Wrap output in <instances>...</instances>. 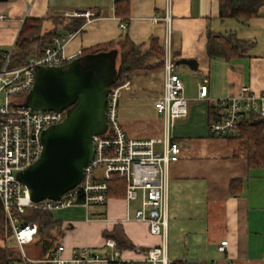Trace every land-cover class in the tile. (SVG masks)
I'll return each instance as SVG.
<instances>
[{
	"label": "crops",
	"instance_id": "0c3cea01",
	"mask_svg": "<svg viewBox=\"0 0 264 264\" xmlns=\"http://www.w3.org/2000/svg\"><path fill=\"white\" fill-rule=\"evenodd\" d=\"M168 2L0 0L1 51L15 50L28 20L38 25L32 38L76 33L65 47L67 57L113 43L110 52L118 53V65L123 52L138 48L135 59L139 68L119 102L121 124L134 140L164 139L165 122L155 104L163 95L167 41L176 64L180 60L196 63L195 67L177 64L189 113L176 120L169 132L170 139L180 145L181 154L169 170L165 235H153L148 222L134 220L138 201L128 204L125 198H111L105 206L52 213L60 225L59 243L65 247L57 256L71 259L73 250L88 248L107 258L117 252L123 264H146L147 251L164 245L171 263L264 264V168H251L244 158L235 157L227 140L210 133L211 112L218 100L238 96L244 87L256 94L264 92V6L245 24L221 18L220 0H171L168 35L164 19ZM76 23L81 24L79 28ZM124 23L126 29L121 28ZM211 35H233L249 45L231 59L213 56L209 44L218 51L220 46L215 38L211 42ZM153 40L163 48L160 60L151 50ZM31 46L38 47L36 42ZM159 62L162 65L155 67ZM202 85L208 86L206 99L199 97ZM162 147L157 145L159 151ZM0 213L4 217L1 205ZM4 221L0 248L16 244L14 234L8 237L5 217ZM107 240L116 242L115 249L106 246ZM223 241H228V246L220 252L218 246ZM27 245H32L31 252L25 255L37 264L40 246L33 242Z\"/></svg>",
	"mask_w": 264,
	"mask_h": 264
},
{
	"label": "built area",
	"instance_id": "2783aa9c",
	"mask_svg": "<svg viewBox=\"0 0 264 264\" xmlns=\"http://www.w3.org/2000/svg\"><path fill=\"white\" fill-rule=\"evenodd\" d=\"M89 17V13L86 14ZM165 21L170 35L171 0L168 2ZM159 19L154 18L157 22ZM126 29L127 25L121 24ZM76 36L68 33L55 36L45 48L44 54L32 57L24 66L10 64L11 52L4 67L0 70V205L9 224L15 243L26 261L23 247L34 241L38 225L34 222L23 224L22 216L26 209L57 212L73 207L90 209L105 206L110 200L111 185L120 180L126 185L125 200L128 204L136 201L140 206L134 212V220L148 222L153 235H165L166 197L169 184L170 166L179 160L181 147L169 137L176 120L187 117L188 100L184 95V82L177 72L176 60L171 43L164 47L163 72L164 89L160 100L155 104L157 113L165 122V136L162 140H134L125 132L119 118V102L122 92L130 82L111 87L106 105L107 132L93 138L94 157L84 169L80 184L62 195L60 200L31 201L27 187L18 179V174L37 162L43 151L42 136L48 128L62 123L67 111H41L23 107L27 95L36 81L37 67L57 68L82 56L65 55L66 45ZM208 86L200 87L199 97L208 98ZM2 98V99H1ZM221 110L219 120L210 124L213 136L237 134V124L244 113H252L264 118V92L253 93L244 87L240 95L218 100L215 104ZM162 144V150L157 145ZM128 219H131L129 217ZM106 246L115 249L116 242L107 240ZM228 241L218 246L225 252ZM59 246L57 253H63ZM56 255L47 262L52 264H89L108 262L123 264L115 252L111 258L94 254L88 248L73 250L71 259ZM34 262V261H32ZM146 264H172L167 257L166 247L151 248L146 253ZM187 264H200L190 261Z\"/></svg>",
	"mask_w": 264,
	"mask_h": 264
},
{
	"label": "water",
	"instance_id": "95a60500",
	"mask_svg": "<svg viewBox=\"0 0 264 264\" xmlns=\"http://www.w3.org/2000/svg\"><path fill=\"white\" fill-rule=\"evenodd\" d=\"M117 55L116 51L86 55L61 67L36 68L35 84L22 106L67 114L62 123L44 131L39 160L18 174L32 202L60 200L83 180L94 157L93 138L107 132L106 105L118 74ZM177 64L196 66L190 60Z\"/></svg>",
	"mask_w": 264,
	"mask_h": 264
},
{
	"label": "trees",
	"instance_id": "16d2710c",
	"mask_svg": "<svg viewBox=\"0 0 264 264\" xmlns=\"http://www.w3.org/2000/svg\"><path fill=\"white\" fill-rule=\"evenodd\" d=\"M264 6V0H220V16L221 18H231L247 24L249 20L258 16L259 9ZM36 22L28 20L22 30L21 36L17 42L14 51H1L0 50V70L4 67L7 57L11 54L10 64L12 66H24L28 63L30 51L29 47L33 42L37 43L35 55L33 57L39 58L44 52L45 48L52 42L51 34L38 36L32 38L33 30L38 25ZM77 28L79 24H75ZM219 42V51L209 44V51L214 56L215 54L221 55L226 59H231L235 56L241 55L242 52L248 47V42L241 41L233 35H211ZM129 43L128 40L125 41ZM125 43V45H127ZM153 48L151 49L156 57L160 60L163 54V48L159 46L156 40H153ZM124 45V44H123ZM113 43L99 45L82 52V56L96 55L100 53L110 52L113 49ZM132 52V53H130ZM138 48L131 51L123 52L120 57L118 74L115 82L111 87L122 85L130 80L133 72L139 68L136 64ZM162 62H159L155 67L159 68ZM212 120H219L221 110L212 108ZM215 109V110H214ZM227 140L229 147L233 150L235 157L244 158L249 166L254 169L264 168V118L252 113H244L237 124V134L235 136L226 135L218 136ZM126 185L120 180H116L111 185L110 199L111 198H125ZM3 218V219H2ZM0 216V231H3L5 226L4 217ZM23 224L25 222H34L38 225V234L33 243L41 248V258L38 259L37 264H52L47 262L51 260L57 253L60 246L59 237L61 235L59 222L55 219L52 212L38 211L26 209L22 216ZM6 232L8 237H13V232L9 225H6ZM0 264H34L32 261H26L16 244L5 245L0 248ZM172 264H182L180 262H173Z\"/></svg>",
	"mask_w": 264,
	"mask_h": 264
},
{
	"label": "rangeland",
	"instance_id": "374dc122",
	"mask_svg": "<svg viewBox=\"0 0 264 264\" xmlns=\"http://www.w3.org/2000/svg\"><path fill=\"white\" fill-rule=\"evenodd\" d=\"M29 49H30V51L32 50V52H31V55L29 56V59H31L34 55H35V49H36V47H34V46H31V47H29ZM123 51L124 50H127L128 48H121ZM122 50H121V52H122ZM119 63H120V57H119V59H118V65H117V67L119 68ZM110 71L111 72H113V71H116V64H115V60L114 59H112L111 60V64H110ZM2 99V98H1ZM0 216H1V218H2V214L0 213ZM3 219V218H2ZM1 223V222H0ZM30 246H32V245H25L24 247H23V250H24V252H27V253H30L31 252V250H30ZM32 248V247H31Z\"/></svg>",
	"mask_w": 264,
	"mask_h": 264
}]
</instances>
